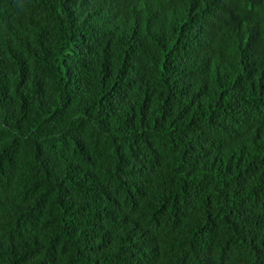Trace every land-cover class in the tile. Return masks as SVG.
I'll return each mask as SVG.
<instances>
[{"label": "trees", "instance_id": "1", "mask_svg": "<svg viewBox=\"0 0 264 264\" xmlns=\"http://www.w3.org/2000/svg\"><path fill=\"white\" fill-rule=\"evenodd\" d=\"M0 264H264V0H0Z\"/></svg>", "mask_w": 264, "mask_h": 264}]
</instances>
